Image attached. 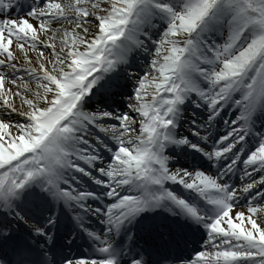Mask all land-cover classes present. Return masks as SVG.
Segmentation results:
<instances>
[{
    "label": "snow or ice",
    "instance_id": "1",
    "mask_svg": "<svg viewBox=\"0 0 264 264\" xmlns=\"http://www.w3.org/2000/svg\"><path fill=\"white\" fill-rule=\"evenodd\" d=\"M261 189L264 0H0V264H264Z\"/></svg>",
    "mask_w": 264,
    "mask_h": 264
},
{
    "label": "bare ground",
    "instance_id": "2",
    "mask_svg": "<svg viewBox=\"0 0 264 264\" xmlns=\"http://www.w3.org/2000/svg\"><path fill=\"white\" fill-rule=\"evenodd\" d=\"M25 2H27V0H19V3H25ZM22 14V13H21ZM17 15V11L16 10H14L13 12H12V16L13 17H15ZM148 70V68H146V69H144V71H143V73L144 72H146ZM226 111H231L232 113H233V110L232 109H227ZM226 113V112H225ZM12 119H13V122H15L16 120H20L21 118H19V117H16V116H13L12 117ZM22 122V121H21ZM181 162L183 163L184 162V159L183 158H181ZM242 170H243V164L241 163L240 165H239V168H238V170L236 171V173L238 172V175H239V180H240V176H241V174H242ZM251 170V169H250ZM253 175L255 176V178L256 179H259L260 177H259V175L258 174H256V173H253ZM240 183H241V181L239 182V184H237L236 186H239L240 185Z\"/></svg>",
    "mask_w": 264,
    "mask_h": 264
},
{
    "label": "rangeland",
    "instance_id": "3",
    "mask_svg": "<svg viewBox=\"0 0 264 264\" xmlns=\"http://www.w3.org/2000/svg\"><path fill=\"white\" fill-rule=\"evenodd\" d=\"M148 43H149V46L152 47V46H151V42H148ZM153 51H154V49H153ZM151 59H152V57H151ZM151 59H150V60H151ZM150 60H149V61H150ZM148 65H149V64H148ZM148 65H146L145 67H148ZM228 117H229V116H228Z\"/></svg>",
    "mask_w": 264,
    "mask_h": 264
}]
</instances>
